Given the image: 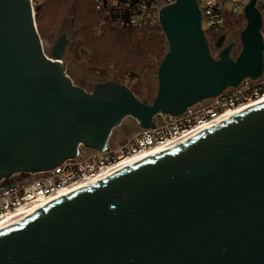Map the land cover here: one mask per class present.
<instances>
[{"label":"water","instance_id":"obj_1","mask_svg":"<svg viewBox=\"0 0 264 264\" xmlns=\"http://www.w3.org/2000/svg\"><path fill=\"white\" fill-rule=\"evenodd\" d=\"M30 0H0V191L47 172L80 147L103 153L125 118L154 128L263 72L256 0L243 10L240 51L216 58L198 0L159 12L167 52L156 95L140 101L103 82L86 93L66 75L69 41L47 55ZM0 264H264V105L77 191L0 232Z\"/></svg>","mask_w":264,"mask_h":264},{"label":"built area","instance_id":"obj_2","mask_svg":"<svg viewBox=\"0 0 264 264\" xmlns=\"http://www.w3.org/2000/svg\"><path fill=\"white\" fill-rule=\"evenodd\" d=\"M34 7L35 0H30ZM43 1V0H40ZM174 0H93L92 7L99 21V29L142 30L159 26V12ZM248 0H198L201 29L208 36L225 30L229 20L239 17L244 20L243 10ZM261 17V36L264 46V0H256ZM205 33V34H206ZM263 72L259 79H244L235 88L223 90L219 96L192 105L177 117L158 114L153 118L154 128L139 129L119 145L107 144L103 153L83 150L75 159L64 160L47 172L9 177L14 184L0 191V221L19 215L35 205L54 196L74 189L81 184L91 183L107 170L136 155L161 149L173 144L192 130L217 121L235 109L249 105L264 97V49Z\"/></svg>","mask_w":264,"mask_h":264},{"label":"rangeland","instance_id":"obj_3","mask_svg":"<svg viewBox=\"0 0 264 264\" xmlns=\"http://www.w3.org/2000/svg\"><path fill=\"white\" fill-rule=\"evenodd\" d=\"M80 2V0H78ZM35 9V7H33ZM56 10L59 11L56 21L54 23L53 15L43 14V17L39 20L40 32L39 38H41V43L43 45V50L47 55L50 54V50L55 45L58 40V36L64 34L66 39L69 41L68 46L65 48V54L62 58V65L65 66V75L72 80L73 84L81 85L87 93L94 90V88L102 84L103 82H115L120 83L121 77L120 74L117 75L118 69L114 68L115 64H121L117 58H113L111 60H104L108 63H102V65H98V63L90 62L89 58L91 57V48H98L102 50L103 53H107L106 47L102 42L96 41L95 37H100L104 28L99 29V23L93 25L89 20V15L86 13L85 8L81 7L78 9L74 3V0H69L64 9L61 12V9L58 6L55 7ZM81 16V17H80ZM80 17V20L78 19ZM245 23V22H244ZM245 26V24H244ZM87 27L91 28L93 41L88 43L86 46H78L75 41L77 37H71L73 31L85 30L80 35L87 33ZM236 28H228L226 31L221 32L219 34H211L207 37L208 45L210 47L211 55L216 58L219 54L212 45L214 42L220 37L225 36V40L223 43V48L232 43L234 49L231 53V58L234 59L240 51L239 46V36L240 31ZM95 39V40H94ZM165 51L164 55L167 52V44L165 40ZM113 49V48H112ZM163 55V56H164ZM163 57H161L162 59ZM160 60L150 61L146 63L145 68L137 69L133 74L131 79H125V83L129 86L132 84H139L138 90V99L143 102L151 103L156 95L157 89V78L156 73L160 64ZM123 61V60H122ZM106 65L108 68H106ZM122 82V81H121ZM122 84V83H121ZM126 86L125 84H123ZM121 124L116 127L111 135V140L109 139L108 144L111 145H119V143L125 141L130 135L134 134V132L138 131L139 126L137 122L130 118H125L121 122ZM110 138V137H109Z\"/></svg>","mask_w":264,"mask_h":264},{"label":"trees","instance_id":"obj_4","mask_svg":"<svg viewBox=\"0 0 264 264\" xmlns=\"http://www.w3.org/2000/svg\"><path fill=\"white\" fill-rule=\"evenodd\" d=\"M68 1L69 0H35L34 7L36 9V12L34 15V23H36L38 36L40 35L39 32L41 27L39 26V20L43 17V14L47 13V15H53L55 23L57 15L59 13V11L56 10L55 7L58 6V8H62L60 12L61 14ZM92 2L93 0H80V2L78 0H74V3L78 9L80 8V6L85 8L86 13H88V15L90 16L88 21L92 22L93 25H97L99 21L96 13L94 12V7H92ZM80 17L78 18L79 20ZM244 24L245 23L243 19L236 17L229 20L225 30H220L214 34L224 32L228 28H231L232 30L233 28H236L238 30L237 32H239L244 28ZM87 30V33L82 35H80V33L85 31L83 29L81 30V32L79 30L73 31L71 37L80 36V38H77V40L75 41L78 46H86L88 45V43L94 42L91 28L87 27ZM206 35L208 36V33H206ZM95 38L96 41H103V44L108 52L103 53V48L102 50H99L95 46L94 48H91L92 53L89 61L98 63V65H102L103 62L108 63L106 61H102L103 58L104 60H111L113 58H117L118 56V61H120L121 64H115L114 68L118 69L117 75L120 74L122 81H120V84H125L129 91L131 93H134V95L138 98L137 92L139 90V84L136 83L132 84V86H129L125 83V79H131L132 74L137 69H141L142 67L145 68L146 63L150 62L151 60L157 61L160 60L161 57H163L164 51L166 50L165 36L164 34H162L159 26L154 28H145L142 30H127L118 28L113 29L111 27L105 26L102 35ZM224 40L225 36H220L212 45L214 50H216L217 52L222 50ZM106 68H108L107 65ZM74 85L86 92V90L81 87V85H77L76 83H74ZM113 131L114 130H112L111 135ZM83 150L89 151L87 148Z\"/></svg>","mask_w":264,"mask_h":264},{"label":"bare ground","instance_id":"obj_5","mask_svg":"<svg viewBox=\"0 0 264 264\" xmlns=\"http://www.w3.org/2000/svg\"><path fill=\"white\" fill-rule=\"evenodd\" d=\"M262 105H264V97L259 98L258 100L250 103L247 106H244V107L235 109L234 111L226 113L217 121L211 122L209 124H206V126L198 127L196 129L192 130L191 133L184 135L183 137L178 139V141L174 142L173 144L167 145L161 149H151V150H149V152H146V153H143L140 155H136V156H134V158H131L128 161L121 162L117 166H114L113 168L107 170L105 173H103L102 175H100L96 179L92 180L91 183L81 184V185L75 187L74 189L62 192V193L58 194L57 196H54L51 199H48V201H45L43 203L35 205L32 209L20 212L19 215H13L10 217L8 216L5 219L0 221V232H3V231H5V229H8L9 227H12L16 224H19V222L34 216V214H36L38 211L48 207L49 205H51V204H53L59 200H62L63 198H65L69 195L77 193V191H79V190L89 188L92 185H96V184L100 183L101 181L105 180L107 177L119 174L121 171L135 167V165L140 164L142 162H145V161L149 160L150 158H153V157H156L159 155H163L165 152H168L169 150H172V149L178 147V145H181L185 142L192 140V138L199 136L201 133L206 132L209 129L218 127L222 123L227 122V121L235 118V116L240 115L244 112L250 111V109H253V108H256V107H259Z\"/></svg>","mask_w":264,"mask_h":264}]
</instances>
